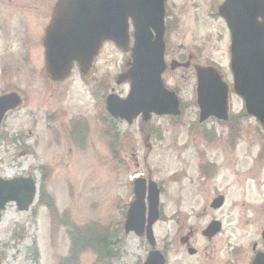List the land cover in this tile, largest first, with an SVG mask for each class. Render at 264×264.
Segmentation results:
<instances>
[{"label":"rangeland","instance_id":"1","mask_svg":"<svg viewBox=\"0 0 264 264\" xmlns=\"http://www.w3.org/2000/svg\"><path fill=\"white\" fill-rule=\"evenodd\" d=\"M173 1L170 8L180 19L167 32V64L191 55L193 64L218 67L231 88L228 33L211 12L221 0ZM129 60V51L105 44L85 77L75 69L61 84L42 77L21 83L24 104L0 129V176L32 177L39 190L28 211L9 204L3 212L0 264H60L72 237L81 249H73L69 264H133L138 249H150L144 238L124 237L120 230L133 200L131 181L138 177L152 179L160 189L155 249L165 250L170 240L185 236L187 247L199 250L205 244L200 231L211 218L203 208L217 195L225 197V206L213 213L224 224L215 245L249 249L256 239L264 226L260 125L232 91L228 123L209 119L200 125L193 69H167L162 76L179 96L180 117L152 116L146 123L139 118L131 125L113 120L105 97L111 90L127 96V82L116 85V79ZM205 166H212L211 176L203 179ZM100 229L106 243L93 249ZM180 249L169 264H200L185 245Z\"/></svg>","mask_w":264,"mask_h":264},{"label":"water","instance_id":"2","mask_svg":"<svg viewBox=\"0 0 264 264\" xmlns=\"http://www.w3.org/2000/svg\"><path fill=\"white\" fill-rule=\"evenodd\" d=\"M163 2L60 0L54 22L47 31L45 75L61 82L70 76L74 62L79 65L81 73H86L104 42H111L126 51L130 18L134 29L132 61L128 71L117 81V84L129 81V94L124 100L109 95L106 110L112 118L128 124L139 116L144 122L151 115L179 116V101L161 80L165 71ZM219 12L226 19L232 36L230 69L233 90L243 100L246 113L264 128V0H227ZM174 69L175 65H171V70ZM195 74L199 123L210 117L226 122L228 86L222 81V76L217 70L204 67H196ZM18 105L20 102L15 96L4 97L0 99V114ZM133 185L134 201L127 211L125 232L143 233L146 198V233L153 243L151 228L158 219L159 190L152 181L146 187L144 179L135 180ZM35 193V184L31 179L6 181L0 178V219L1 212L9 203L16 204L20 212L27 211ZM221 203L222 198H219L213 206L217 208ZM219 229L220 224L213 223L205 234L212 236ZM145 264H164V259L157 253L151 254Z\"/></svg>","mask_w":264,"mask_h":264},{"label":"flooded vegetation","instance_id":"3","mask_svg":"<svg viewBox=\"0 0 264 264\" xmlns=\"http://www.w3.org/2000/svg\"><path fill=\"white\" fill-rule=\"evenodd\" d=\"M59 1L60 0H0V97L9 94H23L24 88L21 86V83L28 79L41 77L46 79L44 75V41L47 28L52 22ZM224 1L225 0H221L216 6V17L219 24L225 27L230 43V34L227 30L226 20L218 13V8ZM171 5L175 6L174 1L166 0L165 23L168 29L177 27L180 19L177 13L173 14L170 8ZM183 7L178 8L179 13L180 9ZM211 12H213V9ZM233 21L235 20L233 19ZM187 59L188 61H186V65H184V71L189 70L194 60L191 55ZM189 63L190 66L187 68ZM46 81L51 83L48 79H46ZM51 85H53V82ZM26 88H30V86ZM9 114L5 115L2 125L7 120ZM203 175V179L210 177L209 173H204ZM215 199L216 197L208 199V209L207 207L203 208V215L211 218L208 220L209 222L207 225L200 231L205 244L200 246L198 248L199 250L187 247L188 242L184 240L185 236H180L179 238H174V243L170 240L165 250L163 248L138 249L140 250V254L135 256L133 264H143L150 251L158 250L165 258V264H169L172 254H179L182 250L180 248H182L183 245L186 246L188 256H198L200 258V264H264V238L262 237L264 226L257 232L256 239L251 243L249 249L215 245L216 238L223 232L224 224L216 219L213 213L218 212L225 206V197H222L223 203L218 209H216V206H213V201ZM245 211H247V209H245ZM213 222L221 223L220 232L208 236L205 233ZM141 238L145 239L144 236ZM175 240H177V242H175Z\"/></svg>","mask_w":264,"mask_h":264},{"label":"trees","instance_id":"4","mask_svg":"<svg viewBox=\"0 0 264 264\" xmlns=\"http://www.w3.org/2000/svg\"><path fill=\"white\" fill-rule=\"evenodd\" d=\"M43 206L47 207L50 211H52L54 208H53V205L52 203H49V202H45V203H42ZM53 213V212H52ZM94 237H95V240H96V245L93 246V249H100L102 247H104L106 241L103 240L100 236H103V229H100L99 231H96L94 232ZM71 249H81L78 247L77 244L74 243L73 241V237H72V244H71ZM97 253L98 256H100V253H98L97 251H95ZM100 258V257H99Z\"/></svg>","mask_w":264,"mask_h":264}]
</instances>
